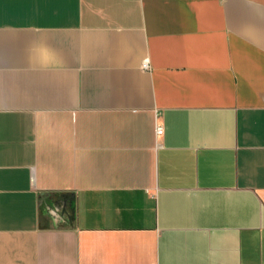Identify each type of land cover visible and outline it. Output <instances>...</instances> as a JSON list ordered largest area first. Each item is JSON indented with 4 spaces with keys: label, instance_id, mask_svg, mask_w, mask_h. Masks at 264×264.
Segmentation results:
<instances>
[{
    "label": "crops",
    "instance_id": "0c3cea01",
    "mask_svg": "<svg viewBox=\"0 0 264 264\" xmlns=\"http://www.w3.org/2000/svg\"><path fill=\"white\" fill-rule=\"evenodd\" d=\"M0 264H264V0H0Z\"/></svg>",
    "mask_w": 264,
    "mask_h": 264
},
{
    "label": "built area",
    "instance_id": "2783aa9c",
    "mask_svg": "<svg viewBox=\"0 0 264 264\" xmlns=\"http://www.w3.org/2000/svg\"><path fill=\"white\" fill-rule=\"evenodd\" d=\"M143 67L144 68H147L148 67V64L147 63H144L143 64ZM156 132H157V134H162L163 133V126L160 125V124H157L156 125Z\"/></svg>",
    "mask_w": 264,
    "mask_h": 264
}]
</instances>
